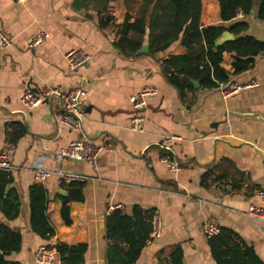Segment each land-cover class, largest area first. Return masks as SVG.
<instances>
[{"label": "crops", "instance_id": "1", "mask_svg": "<svg viewBox=\"0 0 264 264\" xmlns=\"http://www.w3.org/2000/svg\"><path fill=\"white\" fill-rule=\"evenodd\" d=\"M201 1L203 25L227 24L218 16L217 0ZM258 2L252 1L250 13H238L236 19L247 22V34L264 39ZM105 8L115 11L114 19L121 22L123 0H0V26L12 37L11 46L0 51V150L8 145L6 122L26 126L25 134L7 151L20 209L14 219L1 213L0 219L22 236L20 250L7 258L36 264L34 250L60 240L86 244L82 264H107L106 219L110 207L119 203L126 213L133 204L152 208L161 222L158 237L148 238L140 249H128L133 264H156L176 243L181 245L183 264H216L204 233L205 221L231 229L264 263V220L247 214L255 191L264 189V56H257L251 68L230 76L239 83L254 79L257 85L228 97L217 87L193 85L182 99L161 70L162 59L184 52L179 40L156 54L139 51L140 47L122 52L113 44L114 27L98 26V12ZM136 8L130 11L131 22ZM41 30L47 33L46 39L34 49L27 48V39ZM129 36L148 46L146 29H132ZM215 42L222 41L218 37ZM73 48L85 52L88 60L69 70L63 55ZM232 60L225 53L221 65L230 70ZM43 85L86 91L80 128L58 122L62 109L55 96L33 109L21 105L24 88L37 92ZM146 86L157 92L135 112L129 98ZM136 115L142 118L140 130L131 128ZM168 134L178 137L166 150L171 157L161 154L159 146ZM76 138L94 144L112 140L115 147L100 152L93 161L60 159V149ZM162 156L175 159L180 168L170 171ZM221 158L230 159L247 176L241 190L216 182L200 184L201 174ZM38 161L49 171L43 181L34 176L32 166ZM57 168L86 176L83 201L70 204V225L59 214L62 188L56 183ZM34 182L47 191V216L55 229L49 241L30 230L28 186Z\"/></svg>", "mask_w": 264, "mask_h": 264}, {"label": "trees", "instance_id": "2", "mask_svg": "<svg viewBox=\"0 0 264 264\" xmlns=\"http://www.w3.org/2000/svg\"><path fill=\"white\" fill-rule=\"evenodd\" d=\"M218 16L227 24L203 25L200 21L201 0H123L122 20L117 23L105 8L98 12V26L112 25L115 29L114 46L120 51L137 50L142 40L129 36L132 29L147 30L148 50L151 54L164 51L171 43L179 40L184 52L169 55L161 61V70L183 99L193 90L191 80H197L204 88L217 87L230 76L241 73L254 65L257 56H264V39L246 33L247 22L236 19L238 13L247 15L252 8V0H217ZM136 8L134 22L130 11ZM257 17L264 20V0H259ZM227 30L232 39L216 43L221 33ZM233 57L231 69L221 65L223 55ZM26 132V126L19 121L5 123L4 137L7 146L14 145ZM10 147V146H9ZM168 156L169 152L160 150ZM171 157V156H170ZM247 181V176L228 158H221L200 176V184L209 186L220 183L232 191H239ZM84 183L72 181L63 184V194H59L60 218L70 225V204L82 202ZM30 230L44 240H51L55 229L47 216V191L40 183L28 186ZM20 209V194L13 185L11 172L0 169V213L6 219L17 217ZM152 208L133 204L130 212L112 209L106 219L107 264H133L127 256L128 249H140L148 240L152 229ZM22 236L18 229L11 228L0 219V264H19L7 258L21 247ZM210 254L216 264H264L251 246L246 245L231 229L218 226V231L207 237ZM54 248L60 264H82L86 251L85 243L69 244L60 240L46 244ZM156 264H183L182 248L173 244L167 257L159 258Z\"/></svg>", "mask_w": 264, "mask_h": 264}, {"label": "built area", "instance_id": "3", "mask_svg": "<svg viewBox=\"0 0 264 264\" xmlns=\"http://www.w3.org/2000/svg\"><path fill=\"white\" fill-rule=\"evenodd\" d=\"M24 1V0H17ZM110 14L115 16L116 12L111 10ZM47 37V33L43 30L38 31L31 35L26 42V46L29 49H34ZM12 44V37L5 32L0 26V51L10 47ZM64 60L69 70H74L79 66L85 64L88 60V55L80 49H69L64 55ZM257 80H249L245 83H239L231 78L225 82H220L217 88L223 97H228L242 88L257 85ZM154 87L146 86L138 90L136 93L130 96L129 101L135 112L141 111L147 103V99L150 96L156 94ZM86 95V91L81 87H75L69 90H61L57 87L50 85H43L37 92L32 91L29 87L24 88L20 94V103L26 109H33L41 104L44 100L49 99L52 96L58 98L62 109L61 114L58 116V122L72 129H78L81 127L83 118L82 102L83 97ZM142 118L140 115H136L131 120V128L133 130H140V122ZM178 139L176 135L168 134L162 137L159 142V146L165 150H170L173 142ZM115 144L112 140L105 141L101 144H94L90 140L85 138H76L69 140L59 152L60 159H72L93 161L102 151H112ZM9 146H5L0 150V169L11 172L13 169L12 164L9 161L8 150ZM161 160L165 163L170 171H176L180 168L179 163L172 158L162 156ZM33 172L36 179L43 181L49 175V171L46 170L41 161L33 164ZM57 177L56 183L58 186L72 182L81 181L86 179V176L72 171H64L60 168L56 169ZM255 200L248 205L247 214L253 218L264 220V189H257L254 193ZM121 204H114L110 209L120 208ZM203 229L206 236H210L218 231V227L211 221H205L203 223ZM161 231V222L156 213L152 218V229L149 239L159 236ZM34 261L36 264H60L59 256L54 248L46 244L39 245L34 250Z\"/></svg>", "mask_w": 264, "mask_h": 264}, {"label": "water", "instance_id": "4", "mask_svg": "<svg viewBox=\"0 0 264 264\" xmlns=\"http://www.w3.org/2000/svg\"><path fill=\"white\" fill-rule=\"evenodd\" d=\"M219 37H220L221 41H224V40L232 39L233 35L229 31L224 30ZM147 50H148L147 44H142L139 48V51H147ZM191 82L193 83L195 88L199 86V84L196 80H191ZM60 192L63 194L64 190L61 189Z\"/></svg>", "mask_w": 264, "mask_h": 264}, {"label": "rangeland", "instance_id": "5", "mask_svg": "<svg viewBox=\"0 0 264 264\" xmlns=\"http://www.w3.org/2000/svg\"><path fill=\"white\" fill-rule=\"evenodd\" d=\"M254 2V0H252Z\"/></svg>", "mask_w": 264, "mask_h": 264}]
</instances>
